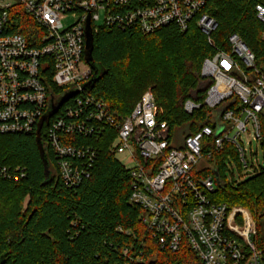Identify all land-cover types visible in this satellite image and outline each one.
Wrapping results in <instances>:
<instances>
[{
  "label": "built area",
  "instance_id": "built-area-1",
  "mask_svg": "<svg viewBox=\"0 0 264 264\" xmlns=\"http://www.w3.org/2000/svg\"><path fill=\"white\" fill-rule=\"evenodd\" d=\"M207 3L0 0V136L36 134L52 106L77 91L42 127L43 138L67 187L77 188L90 179L99 157L96 146L78 143L77 139L97 142L112 130L116 136L110 152L127 155L133 165L129 168L130 202L142 208L141 220L162 249L179 252L187 244L199 264H264V252L255 242L256 225L251 212L215 203L211 198L228 184L239 185L236 169L243 181L257 174L263 164L254 157L257 152L253 142H257L259 151L264 71L239 35L229 37V51L216 49L203 62L201 77L209 84L204 106L211 113L208 123L184 137L180 148L172 142L168 123L159 119L151 90L120 122L103 100L83 88L93 77V69L85 59L88 21L93 34L102 27L149 35L171 26L185 33L196 26L214 46L212 35L218 24L203 13ZM19 9L37 26L31 40L11 32L12 12L19 13ZM255 10L264 24V6L258 4ZM69 18L72 22L66 25L64 21ZM101 21L103 24L97 26ZM200 108L202 105L192 100L184 106L188 114ZM244 136L252 138L245 143ZM224 152L222 174L214 158ZM27 176L26 167L0 165V177L5 180L18 183Z\"/></svg>",
  "mask_w": 264,
  "mask_h": 264
},
{
  "label": "trees",
  "instance_id": "trees-1",
  "mask_svg": "<svg viewBox=\"0 0 264 264\" xmlns=\"http://www.w3.org/2000/svg\"><path fill=\"white\" fill-rule=\"evenodd\" d=\"M258 4L264 6V0H208L203 13L218 24L214 46L196 26L185 33L171 26L149 35L100 28L92 52L93 76L96 71L98 75L90 94L122 122L152 87L159 119L168 123L172 142L181 134L193 135L211 113L204 106L209 84L201 77L203 62L216 49L229 51L232 34L240 36L264 71V24L256 16ZM17 11L12 12L11 32L31 40L37 26L22 9ZM188 100L202 108L188 114ZM115 136L108 130L97 142L77 139L96 146L99 157L91 178L73 189L63 183L44 138L49 179L36 134L0 136V165L28 170L18 183L0 177V264H199L187 244L179 252L162 249L143 224L142 208L130 202L131 171L110 152ZM261 150L263 164L257 174L238 186L220 188L211 198L251 211L257 222L255 242L264 252V122ZM214 159L223 174L226 152Z\"/></svg>",
  "mask_w": 264,
  "mask_h": 264
},
{
  "label": "water",
  "instance_id": "water-1",
  "mask_svg": "<svg viewBox=\"0 0 264 264\" xmlns=\"http://www.w3.org/2000/svg\"><path fill=\"white\" fill-rule=\"evenodd\" d=\"M93 47H94V34L92 31V27H91V23L90 21H88L87 23V27H86V55H85V59L86 62L88 63V65H90V67L92 68L94 66V59L92 57V52H93ZM93 69V68H92ZM97 75L98 72L96 71L94 76L92 77V79L87 82L86 84H84L83 88L85 90H92V88L94 87L96 81H97ZM77 91L74 92H70L68 94H66L57 105L52 106V109L50 110V112L47 114V116L42 120V122L40 123L39 127H38V131L36 133V139H37V144L39 147V150L44 158V165H45V173H46V178L49 179L50 177V169H49V164L47 162V160L45 159V155H44V148H43V141H42V136H41V130L43 127L44 123H49L50 119L58 112V110L67 102L69 101L72 97H74L75 95H77Z\"/></svg>",
  "mask_w": 264,
  "mask_h": 264
},
{
  "label": "rangeland",
  "instance_id": "rangeland-1",
  "mask_svg": "<svg viewBox=\"0 0 264 264\" xmlns=\"http://www.w3.org/2000/svg\"><path fill=\"white\" fill-rule=\"evenodd\" d=\"M72 22V19H67V20H65L64 21V23L66 24V25H68V24H70ZM103 24V21H101V22H99V23H97L96 25L97 26H101ZM148 90H151L152 91V87L151 88H149ZM147 90V91H148ZM153 92V91H152ZM182 135V136H181ZM179 137H178V139L174 142L175 144V146H176V148H180L181 147V145H182V142H183V137H184V135L183 134H181ZM251 136H244V141H245V143H247V142H249L250 140H251ZM253 148H254V151L255 152H257L256 154H255V152H254V154H255V158H256V156L258 157V160H259V163L260 164H262L263 163V152H262V150H261V148H260V150L259 151H257V142L256 141H254L253 142ZM251 157V156H250ZM250 157H249V159H250ZM117 159L127 168V169H129V168H132L133 167V165L130 163V160H129V158H128V156L127 155H118L117 156ZM234 174H235V179H236V181H240L239 182V184H241L242 182H244L245 180H243V181H241L240 180V172L236 169L235 171H234ZM228 176H230L231 177V175H230V173L228 172V174H227ZM26 200H28V199H26ZM240 207H243V206H240ZM243 208H245V207H243ZM246 209H248V208H246ZM249 210V209H248ZM250 211V210H249ZM251 212V211H250ZM252 214V213H251ZM253 216V215H252ZM254 219V218H253ZM255 221V220H254ZM255 225H256V235H257V222L255 221Z\"/></svg>",
  "mask_w": 264,
  "mask_h": 264
}]
</instances>
